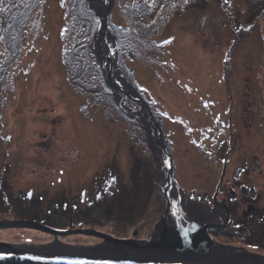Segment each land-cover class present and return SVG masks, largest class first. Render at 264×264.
I'll return each mask as SVG.
<instances>
[{"label": "rangeland", "instance_id": "1", "mask_svg": "<svg viewBox=\"0 0 264 264\" xmlns=\"http://www.w3.org/2000/svg\"><path fill=\"white\" fill-rule=\"evenodd\" d=\"M77 1L27 0L19 54L5 57L0 43V66L7 64L0 69V220L153 236L152 244L165 211L154 137L139 113L119 107L139 104L105 86L94 52L99 18L88 0ZM5 21L0 12V37ZM108 27L117 69L157 120L181 187L211 196L224 165L221 198L230 215L237 221L247 208H263L264 0H114ZM72 78L89 93H77ZM251 217L240 219L242 234L232 228L230 241L254 251L264 241V210ZM0 240L44 245L54 236L0 228Z\"/></svg>", "mask_w": 264, "mask_h": 264}, {"label": "water", "instance_id": "2", "mask_svg": "<svg viewBox=\"0 0 264 264\" xmlns=\"http://www.w3.org/2000/svg\"><path fill=\"white\" fill-rule=\"evenodd\" d=\"M113 1L108 0V5H103V1L100 0L103 6L101 9L96 6L94 0H88L91 11L99 18L100 22L95 42L96 50L94 52L105 79L104 83L114 93L118 91L119 96L126 94L139 104L141 110L126 109L122 106L121 102L119 103V107L125 112L130 113V115L139 113L143 118L145 126L149 128L151 135L156 138V141H163L160 149L170 161V174L167 175L166 182L168 181L169 185H173V164L166 150V140L162 136L157 120L142 100L136 87L127 83L117 69L114 37L108 27L109 12ZM108 43H111V48ZM257 160L255 159L254 163ZM224 172L225 166L223 165L216 190L221 185ZM165 195L167 197V192ZM166 218V215H164L160 223H164ZM0 228H31L50 233L54 236L52 243L44 245H24L0 240V264H264V257L247 251L232 253L223 251L221 254L210 253L212 240L207 235L205 228L202 230V237L205 236V240L192 237L186 230L181 229L182 236H177L179 241L171 240L166 242V245L164 242H160L162 243L161 246L155 247L156 249L153 248L154 250L148 249L152 248L150 242L153 236H148L147 239H137L135 237L118 238L89 228L58 230L41 222L28 219L0 220ZM69 234L94 236L101 239V241L94 245L74 246L58 240V236H67ZM167 247L175 249L177 253L171 251L167 253L163 250L164 248L168 250ZM178 252L192 254L193 257L179 256L180 253Z\"/></svg>", "mask_w": 264, "mask_h": 264}, {"label": "flooded vegetation", "instance_id": "3", "mask_svg": "<svg viewBox=\"0 0 264 264\" xmlns=\"http://www.w3.org/2000/svg\"><path fill=\"white\" fill-rule=\"evenodd\" d=\"M154 140V162L155 164H158L157 172L159 171L157 184L158 180H161V185L158 186L163 193V198L165 201V211L160 217L158 221L159 223L157 222L158 224L155 226L154 232L156 233L160 230L162 226L168 225V228L166 229L168 236L172 233L182 232L181 229H183L184 231L186 230L187 233H190L192 237H197V239L201 238L205 240V236L202 237V230L205 228L207 235L212 240L210 253L214 252L221 254L223 251H229L231 253L247 251L252 254H257L259 256L264 257V254L258 252L259 249H264V241H262V239H260V241H257L259 242V244L263 242L262 246H260L261 248L255 249L254 251L246 246L245 240H243V244L238 245L233 244L230 241L236 238V231L232 228H238L237 232H240L242 234L239 226L241 222L240 219H246L248 217L250 218L251 215H254L256 212L263 211L264 207L261 208L262 210L255 209L254 207L247 208L246 211L244 210L241 214H239L240 216L236 221L235 216L233 217L230 215L232 208H230L228 205H225L223 199L221 198V187H219L218 190L215 189L214 193L209 196L205 193L202 195V192H198L196 189L186 191L176 181L175 177L173 185H169L168 181L163 184L162 179L165 178V180H167V175L170 174V161L164 156L160 149V146H162L163 141H156L155 137ZM165 147L167 150L166 141ZM170 159L172 161L171 156ZM257 169L258 173H261L260 165ZM164 191L165 193L167 192V197ZM164 215H166L167 218L166 220H164V223H160V220L163 218ZM251 218L256 217L254 216ZM255 220L257 223L252 226L253 228L258 226V219L256 218ZM223 237H226V242H222V240L220 239ZM171 252L177 253L175 249H171ZM178 253H180L179 256L193 257L192 254H184L181 252Z\"/></svg>", "mask_w": 264, "mask_h": 264}, {"label": "trees", "instance_id": "4", "mask_svg": "<svg viewBox=\"0 0 264 264\" xmlns=\"http://www.w3.org/2000/svg\"><path fill=\"white\" fill-rule=\"evenodd\" d=\"M26 1L27 0H1L0 3V12H4L6 15V21L4 23V31L0 37V43L4 46V54L6 56H11L14 58L19 54V43L23 38L22 34L26 29L28 20H29V9H26ZM81 0L77 1V4L82 6ZM87 4V3H85ZM79 8L76 6V11L78 12ZM90 13L89 10H87ZM168 12V11H167ZM77 16V15H76ZM156 19V18H155ZM156 26V25H155ZM158 25L156 28L154 27V31H157ZM137 34V33H136ZM140 36V35H139ZM140 38V37H139ZM3 65L0 66V69ZM7 67V64H6ZM72 86L77 93L82 95L88 94L89 91L86 89H82L76 81L72 78ZM110 96V95H109ZM229 145V142L226 143ZM169 148V143L167 144ZM223 142L220 143L219 150L223 147ZM217 154V153H216ZM213 156V155H211ZM219 156V155H217Z\"/></svg>", "mask_w": 264, "mask_h": 264}, {"label": "bare ground", "instance_id": "5", "mask_svg": "<svg viewBox=\"0 0 264 264\" xmlns=\"http://www.w3.org/2000/svg\"><path fill=\"white\" fill-rule=\"evenodd\" d=\"M94 1H95L96 6H98L101 9L103 8L102 4L100 3V0H94ZM186 54H189L190 56L193 55V58L194 59H197V58L200 57V55H198L196 52H187ZM84 145H85V143L84 142H81L80 148L86 153L89 149L82 148V146H84ZM81 171H82V169H78L77 170V172L75 173L76 177L79 176V174L81 173ZM165 182H166V180H165V178H163L162 179V183L164 184ZM167 228H168V225H165V227H161L160 228V230L155 234L154 240H153L152 244H150L152 248H148V249L154 250L153 248L160 247L161 244H162L160 242H164V244L166 245V242H169L171 240H176V241L178 240L179 241V239H178L177 236H182L181 232H179V233H172V234H170L168 236V234L165 231ZM157 250H159V249H157ZM163 250L166 251L167 253H169L171 251V249H169V248H168V250L166 248H164Z\"/></svg>", "mask_w": 264, "mask_h": 264}, {"label": "snow or ice", "instance_id": "6", "mask_svg": "<svg viewBox=\"0 0 264 264\" xmlns=\"http://www.w3.org/2000/svg\"><path fill=\"white\" fill-rule=\"evenodd\" d=\"M185 2H187V0H185ZM225 3H227V0H225Z\"/></svg>", "mask_w": 264, "mask_h": 264}]
</instances>
